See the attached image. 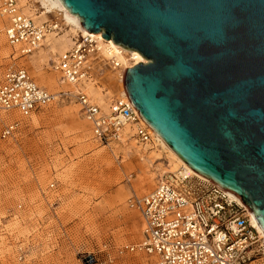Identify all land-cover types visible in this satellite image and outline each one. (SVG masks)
Masks as SVG:
<instances>
[{
  "label": "water",
  "instance_id": "95a60500",
  "mask_svg": "<svg viewBox=\"0 0 264 264\" xmlns=\"http://www.w3.org/2000/svg\"><path fill=\"white\" fill-rule=\"evenodd\" d=\"M62 2L147 59L123 79L141 116L264 229V0Z\"/></svg>",
  "mask_w": 264,
  "mask_h": 264
},
{
  "label": "rangeland",
  "instance_id": "374dc122",
  "mask_svg": "<svg viewBox=\"0 0 264 264\" xmlns=\"http://www.w3.org/2000/svg\"><path fill=\"white\" fill-rule=\"evenodd\" d=\"M33 7L41 13L39 3ZM40 20L55 18L42 15ZM59 25L53 49L45 43L29 55L20 54L2 32L11 54L0 56V74L9 66H23L49 91L50 78L58 81L56 93L68 90L59 84L52 60L81 33L75 36L67 33L70 27ZM93 55L88 59L91 81L108 100L118 95L113 91L118 84L101 80L99 72L112 68L110 59L97 63ZM80 107L75 97L60 96L28 117L0 109V132L8 121H19L14 136L0 137V264H85L89 253L113 259L109 264H148L145 253L127 251L140 241L144 225L130 199L152 191L165 168L175 170L176 162L160 145L154 147L160 159L147 147L148 159L141 161L128 144L100 143Z\"/></svg>",
  "mask_w": 264,
  "mask_h": 264
},
{
  "label": "built area",
  "instance_id": "2783aa9c",
  "mask_svg": "<svg viewBox=\"0 0 264 264\" xmlns=\"http://www.w3.org/2000/svg\"><path fill=\"white\" fill-rule=\"evenodd\" d=\"M31 1L0 0L8 43L18 46L23 55L37 51L47 33L60 28L54 22L36 23L24 11L23 3ZM97 44L90 34L80 36L58 56L53 63L64 81L83 85L86 80H94L88 59L98 50ZM111 62L121 66L115 59ZM60 96L78 100L102 144L122 143L127 127L140 143H155L154 129L141 116L126 89L112 96L108 111L82 89L75 93L63 91ZM57 99L56 94L39 86L26 69L10 67L0 79V109L5 111L29 115ZM17 126V121L4 125L1 137L10 136ZM132 205L141 211L145 229L141 242L128 249L155 257L153 264H264V236L253 225L249 207L215 182L190 174L185 167L165 175L152 192L133 199ZM102 261L91 253L84 259L85 264H107Z\"/></svg>",
  "mask_w": 264,
  "mask_h": 264
},
{
  "label": "bare ground",
  "instance_id": "6f19581e",
  "mask_svg": "<svg viewBox=\"0 0 264 264\" xmlns=\"http://www.w3.org/2000/svg\"><path fill=\"white\" fill-rule=\"evenodd\" d=\"M32 2V1H31ZM31 2H24L23 4H25V8H24V11H26V13L30 14L32 16V18L34 19V21L36 23H42V22H46V21H41L40 20V17L42 15H52L54 18H55V21H53L54 23H57L58 26L60 27L59 24H61L62 26H66V27H70V30H67V33H73L75 36L76 35H79L81 33V36H86V35H92V37L97 41V51L94 52V59L96 60L97 63H102V62H105L107 61L108 59H110V64L112 66V68H108V67H105V68H102L101 71L99 72V78L101 80H112L113 83L115 84H118L116 90H113L114 93H123V91H125V86H124V82H123V76H124V72L125 71L124 69H127L128 67H133L134 65L138 64V63H146L148 62L147 59L137 50H132V49H128L118 43H116L113 39H105L104 37H102L103 35V32L99 31V32H92V31H89L88 29H86L84 26H82V21L80 19V17L74 13H72L65 5L64 3L62 2V0H35V2H33L34 4H31ZM36 3L38 4L39 3V9L41 11L40 14H38V10H37V7H33L34 5H36ZM1 17V16H0ZM50 22V21H49ZM0 28H1V31H0V34L2 32H4L5 34V30H4V24H3V18L1 17V22H0ZM58 35V31L57 30H54V31H50L49 33H47L45 39H44V42L43 44H47V47L50 48V49H53V45H54V37H57ZM6 36V35H5ZM80 37V36H79ZM77 37L75 39V42L78 41V38ZM7 38V37H6ZM5 38V40H6ZM4 37L2 36L0 38V56L1 57H9L11 52H10V49L8 50L5 46H4ZM68 40H71V39H68ZM74 42V44H75ZM56 43V42H55ZM10 44V43H9ZM43 44L41 47H43ZM73 44V45H74ZM72 45V46H73ZM13 48H16L17 51L21 53V51L19 50V47L18 46H13L11 45ZM40 47V48H41ZM67 51V50H66ZM56 52V51H55ZM65 52V51H64ZM63 53V52H62ZM93 54V53H92ZM23 55V54H22ZM24 55H29V54H24ZM91 55V54H90ZM59 56V55H58ZM58 56L52 60V62L54 61H57L58 60ZM90 57V56H89ZM112 59H115L116 61H119V63L121 64L120 67H115L111 60ZM10 67H14V66H9L6 68V71L2 74H0V79H3L4 78V75L5 73L8 71V69ZM53 69L60 74V80H59V84H62V86H66L68 88V90H64L65 92H68L71 90V93H75L76 91L82 89L85 93H87V95L91 98L92 101H94L95 103H97L98 105H100L102 107L103 110L105 111H108V107L110 105V101H111V98L112 97H108V100L106 99V93H104V90H102L101 86H96L95 82L91 81V80H86L84 81V84L83 85H76V84H70L68 83L67 81H64L63 78L61 77V72L54 66L52 65ZM14 68H23V69H26L25 67L23 66H18V67H14ZM92 69V68H91ZM27 70V69H26ZM27 72L30 74V72L27 70ZM31 75V74H30ZM32 76V75H31ZM33 77V76H32ZM34 79V77H33ZM51 82H46L47 84L50 85V89H52V92L54 94L57 95V97H59V94L61 92L57 93L55 92L54 89H58L57 88V84H58V81H55L53 80L52 78H50ZM95 79V78H94ZM35 80V79H34ZM36 82V80H35ZM37 83V82H36ZM113 83H110V86L113 84ZM38 84V83H37ZM43 84V83H42ZM39 85V84H38ZM46 85V84H45ZM41 86V85H39ZM61 86V87H62ZM43 87V86H41ZM65 87V88H66ZM46 88V87H44ZM47 89V88H46ZM48 90V89H47ZM49 91V90H48ZM51 92V91H50ZM63 92V91H62ZM107 92V91H105ZM71 98V97H70ZM78 104L81 106L80 107V111H82V114L84 116V118L89 122L90 126H91V130H92V123L91 121L87 118L86 114L84 113L83 109H82V105L78 102ZM3 110V109H1ZM5 111V110H3ZM5 112H9L12 116H16V115H20V116H23V117H28L30 116L31 114H33L34 112H32L31 114L29 115H24L22 114L20 111L18 110H14V111H5ZM36 112V111H35ZM5 116H8L7 114H5ZM4 117V115H3ZM10 118V117H9ZM13 121H17L18 122V126H19V121L14 119V120H11V121H8L6 124L10 123V122H13ZM18 126L16 127V129L11 133L10 136L6 137V138H9V137H12L14 136V134L17 132L18 130ZM129 130V131H128ZM155 132V143L153 144H142L140 143L139 141H137L136 138L132 137V135L130 134L131 133V130L129 127H127L125 129V132H124V138L122 139V143L120 142H116L117 144L119 145H124V143L130 147H134L136 149V152L138 151V155H139V159L141 161H144L146 159H148L146 153H148V151H150V153L156 155V159H160V155H159V152L158 150H155L154 147H158L159 145L162 147V149L168 153V156L171 158V160L173 159L174 162H176V169L174 170V167L172 166H168L165 168V170L163 171V175H161V177L159 178L158 182L164 178L165 175H168L169 173H172V172H175L176 170H178L180 167H185L187 172H189L190 174L192 175H196L197 177L203 179V180H207V181H212L210 180L209 178H207L206 176H204L203 174H201L200 172L196 171L194 168H192L184 159H182L167 143L166 141L156 132ZM93 133V131H92ZM93 136L95 137L94 133H93ZM0 137H1V132H0ZM3 138V137H1ZM6 138H3V139H6ZM95 139L97 141H99L96 137ZM129 141V142H128ZM100 142V141H99ZM101 143V142H100ZM149 148L148 151L145 150V148ZM129 150V149H128ZM152 157V156H151ZM158 184V183H157ZM157 186V185H156ZM156 188V187H155ZM154 188V189H155ZM153 189V190H154ZM152 190V191H153ZM150 191V192H152ZM149 192V193H150ZM148 193V194H149ZM147 195V194H146ZM235 197V199L242 203L243 205H246L247 204L242 201L240 198H238L237 196L233 195ZM138 196L136 197H133L132 199H130V206L131 207H136V206H133L132 205V202H133V199H136ZM138 198H142V197H138ZM248 207V206H247ZM136 209L140 212L141 214V217L143 219V229H142V236H141V239L138 243L141 242L142 238H143V232H144V229H145V219L141 213V211L139 210V208L136 207ZM250 212V216H251V221L253 223V225L258 228L263 236H264V229L261 227V225L258 223L257 219L255 218V216L253 215V213L249 210ZM138 243L134 244V245H131V246H135L137 245ZM129 246V247H131ZM107 247V244H105L103 246V248H106ZM107 249V248H106ZM122 251H125V250H122ZM120 251V252H122ZM127 251L129 252H132L130 251L128 248H127ZM133 252H142V253H145L143 251H133ZM92 254V253H91ZM146 254V253H145ZM93 255L95 256L96 259H99V260H104L102 262L104 263H113V259H110V258H98L94 253ZM147 255V254H146ZM148 258L149 259V263H152L154 262V259L155 257H151L148 255ZM85 263V262H84Z\"/></svg>",
  "mask_w": 264,
  "mask_h": 264
},
{
  "label": "crops",
  "instance_id": "0c3cea01",
  "mask_svg": "<svg viewBox=\"0 0 264 264\" xmlns=\"http://www.w3.org/2000/svg\"><path fill=\"white\" fill-rule=\"evenodd\" d=\"M63 51H64V50H63ZM61 53H62V51H61L58 55H60ZM58 55H57V56H58ZM57 56H56V57H57ZM87 122H88V121H87ZM88 123H89V122H88Z\"/></svg>",
  "mask_w": 264,
  "mask_h": 264
}]
</instances>
